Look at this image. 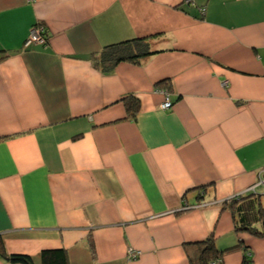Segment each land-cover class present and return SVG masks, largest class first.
I'll return each instance as SVG.
<instances>
[{
	"label": "crops",
	"instance_id": "0c3cea01",
	"mask_svg": "<svg viewBox=\"0 0 264 264\" xmlns=\"http://www.w3.org/2000/svg\"><path fill=\"white\" fill-rule=\"evenodd\" d=\"M187 1L0 0V253L197 264L211 239L219 264H264L236 209L264 217V0ZM142 38L138 64L93 67Z\"/></svg>",
	"mask_w": 264,
	"mask_h": 264
},
{
	"label": "trees",
	"instance_id": "16d2710c",
	"mask_svg": "<svg viewBox=\"0 0 264 264\" xmlns=\"http://www.w3.org/2000/svg\"><path fill=\"white\" fill-rule=\"evenodd\" d=\"M47 37V36H46ZM149 38L135 39L124 41L116 44H111L103 47L98 53L91 56V63L93 67L102 73H110L114 68L121 62H129L133 64H138L142 59L154 54L151 52L148 45ZM126 108L128 118L134 119L136 114L139 112L138 101L133 97H128L123 100ZM252 196L245 202L244 205L238 206L236 209L242 214L239 222L238 231H249L254 235L264 237V217L262 211L260 210L258 197ZM238 213V214H239ZM249 216V219L247 218ZM246 219V220H245ZM250 221L259 222L262 224L263 229L257 231L250 227ZM211 239H207L204 243L196 244L199 247V255L196 257L197 264H211L219 260L221 252L216 251ZM8 262L16 264H33L31 257L27 255H9L6 256L5 253H0ZM43 264H67L66 255L62 250L56 251H45L42 254ZM245 260V259H244ZM248 263L245 260L243 264ZM216 264H219L217 262Z\"/></svg>",
	"mask_w": 264,
	"mask_h": 264
},
{
	"label": "built area",
	"instance_id": "2783aa9c",
	"mask_svg": "<svg viewBox=\"0 0 264 264\" xmlns=\"http://www.w3.org/2000/svg\"><path fill=\"white\" fill-rule=\"evenodd\" d=\"M191 0H188L189 2ZM47 43V37L45 34V29L43 26H34L31 27L29 31V35L24 43V47L28 48L31 45H45ZM171 108V102L168 99V95H165V99L163 103L161 104V109L168 110ZM264 182V181H263ZM138 252L133 251L132 249H129L127 252V258L129 260H136L138 256ZM211 264H215L214 262Z\"/></svg>",
	"mask_w": 264,
	"mask_h": 264
},
{
	"label": "clouds",
	"instance_id": "9594fccd",
	"mask_svg": "<svg viewBox=\"0 0 264 264\" xmlns=\"http://www.w3.org/2000/svg\"><path fill=\"white\" fill-rule=\"evenodd\" d=\"M26 41V40H25ZM25 43V42H24ZM23 47H24V44H23ZM25 48V47H24ZM165 95H167V94H165ZM264 181V180H263ZM263 181H261L262 183H264ZM211 263H213V262H211ZM215 264H216V262H214Z\"/></svg>",
	"mask_w": 264,
	"mask_h": 264
},
{
	"label": "rangeland",
	"instance_id": "374dc122",
	"mask_svg": "<svg viewBox=\"0 0 264 264\" xmlns=\"http://www.w3.org/2000/svg\"><path fill=\"white\" fill-rule=\"evenodd\" d=\"M215 262L217 263L218 261L216 260Z\"/></svg>",
	"mask_w": 264,
	"mask_h": 264
}]
</instances>
